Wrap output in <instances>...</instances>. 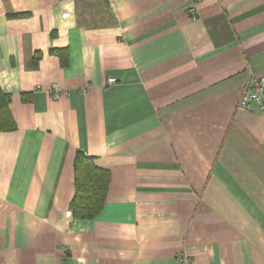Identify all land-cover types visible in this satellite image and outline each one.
<instances>
[{"label": "crops", "instance_id": "crops-1", "mask_svg": "<svg viewBox=\"0 0 264 264\" xmlns=\"http://www.w3.org/2000/svg\"><path fill=\"white\" fill-rule=\"evenodd\" d=\"M196 5L0 0V264H264V0ZM78 150L110 171L80 220Z\"/></svg>", "mask_w": 264, "mask_h": 264}, {"label": "trees", "instance_id": "trees-1", "mask_svg": "<svg viewBox=\"0 0 264 264\" xmlns=\"http://www.w3.org/2000/svg\"><path fill=\"white\" fill-rule=\"evenodd\" d=\"M10 96L0 88V130L15 128L9 112ZM74 194L69 207L76 219L96 216L104 206L110 181V171L97 166L91 156L77 151L73 158Z\"/></svg>", "mask_w": 264, "mask_h": 264}, {"label": "built area", "instance_id": "built-area-1", "mask_svg": "<svg viewBox=\"0 0 264 264\" xmlns=\"http://www.w3.org/2000/svg\"><path fill=\"white\" fill-rule=\"evenodd\" d=\"M186 6L189 18L194 19L197 16L198 0H182ZM115 82V78H107L105 83ZM50 97L56 98L61 94H66V90L60 88L56 83L50 84ZM239 100L237 101V108L240 110H259L264 111V74L260 76L250 75L247 82L241 89ZM176 262L182 264H189L190 256L185 251H178L174 256Z\"/></svg>", "mask_w": 264, "mask_h": 264}]
</instances>
